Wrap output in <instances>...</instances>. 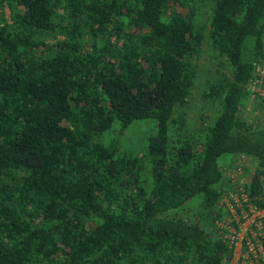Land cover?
Wrapping results in <instances>:
<instances>
[{
  "label": "trees",
  "instance_id": "trees-1",
  "mask_svg": "<svg viewBox=\"0 0 264 264\" xmlns=\"http://www.w3.org/2000/svg\"><path fill=\"white\" fill-rule=\"evenodd\" d=\"M204 41L217 110L189 124ZM262 58L264 0H0V264H230L224 200L264 209ZM223 156L253 162L242 192Z\"/></svg>",
  "mask_w": 264,
  "mask_h": 264
},
{
  "label": "rangeland",
  "instance_id": "rangeland-1",
  "mask_svg": "<svg viewBox=\"0 0 264 264\" xmlns=\"http://www.w3.org/2000/svg\"><path fill=\"white\" fill-rule=\"evenodd\" d=\"M208 14V13H207ZM209 46L207 41L203 42L202 50L199 56L196 58L197 69H198V83L193 90V93L190 97L189 103L185 109L186 114L189 118V124H193L198 119V115L201 111H205V114L209 112H215L217 110L216 106L207 105L203 102L201 98V84L205 78V74L208 71L207 66L209 64ZM247 106L241 109L242 115H247L246 113L249 111ZM248 116V115H247ZM190 127V126H189ZM191 128V127H190ZM154 132V124L152 121H137L130 125L123 133L122 142L125 147L132 149L134 152L138 154H143L145 150V146L147 144L148 137ZM243 158V159H241ZM241 162L243 169V176L241 178H236L235 175V185L238 184L239 188L244 185V182L250 179L251 170L248 168H253V162L246 157H234V156H223L219 158V163L222 165L224 173L226 177L229 174H233V170L236 162ZM247 167V168H245ZM244 178V179H243ZM243 179V180H242ZM231 195V196H230ZM229 197H233L234 200L238 198L235 193L229 192ZM229 197L224 200L229 206L231 202ZM196 207L189 205L183 211H179L181 215H194L196 211ZM230 211L233 214V217L238 220L239 216L235 213V210L230 207ZM244 215V214H243ZM245 221L239 224V229L234 232V228L229 226L228 229L231 232V236L227 235L230 241L234 243V255L230 262V264H264V250H262L261 245L259 244L258 235L260 231L255 229H250V223L252 220V216L245 214ZM221 223L220 226H222ZM249 231V232H248ZM250 233L249 235H247ZM246 238L248 249L247 251H242V239Z\"/></svg>",
  "mask_w": 264,
  "mask_h": 264
},
{
  "label": "built area",
  "instance_id": "built-area-1",
  "mask_svg": "<svg viewBox=\"0 0 264 264\" xmlns=\"http://www.w3.org/2000/svg\"><path fill=\"white\" fill-rule=\"evenodd\" d=\"M246 90L249 92V103L247 104L248 109L251 108V104L253 101L256 100L264 101V58H262L260 61L253 62V71L249 79ZM242 167H244V165H242L240 161L235 163L233 174H229L228 176L229 178H231L233 183L235 182L236 178H241V176H243ZM234 174H237L236 178ZM260 180L262 182V190H264V166H262L261 168ZM248 181L246 180L244 183H247ZM239 191L242 192V187L239 188ZM242 198L243 200H246V196L244 194H242ZM261 199L262 201H264V195H262ZM234 201L236 206L241 207V199H239V197ZM229 207L232 208V205H230ZM245 214L253 217L250 223V227L252 224H255L256 229L258 230L264 228V209L256 210L255 208L251 207L249 208V211H244L243 209H241L240 214L237 213V215H239V219L244 218V221L246 217Z\"/></svg>",
  "mask_w": 264,
  "mask_h": 264
}]
</instances>
